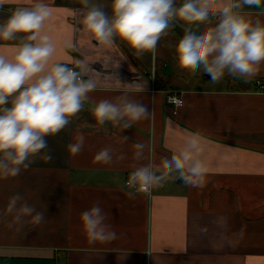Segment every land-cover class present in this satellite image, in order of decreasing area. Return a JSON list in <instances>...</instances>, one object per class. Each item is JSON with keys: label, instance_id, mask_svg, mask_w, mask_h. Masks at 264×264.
Listing matches in <instances>:
<instances>
[{"label": "crops", "instance_id": "0c3cea01", "mask_svg": "<svg viewBox=\"0 0 264 264\" xmlns=\"http://www.w3.org/2000/svg\"><path fill=\"white\" fill-rule=\"evenodd\" d=\"M44 2L53 13L45 31L57 45L54 60L73 67L83 61L84 78L93 79L96 89L65 129L46 137L51 161L37 158L19 176L0 179V213L17 192L39 210L46 205V222L38 226L16 231L0 220V264H264V91L257 84L264 79V64L248 83L226 75L213 84L207 74L199 75L203 82L194 85L161 80L123 42L111 48L96 42L73 15L78 0ZM32 3L12 0L5 9ZM252 8L253 16L258 9L264 11ZM6 18L0 14V22ZM182 35L176 27L168 38L177 42ZM68 40L73 47H65ZM15 43L0 42V53L11 56ZM172 90L184 98L178 113L167 99ZM122 93L147 104L151 117L124 131L97 125L91 102ZM77 129L85 134V144L81 153L71 156L67 145L74 142ZM190 132H199L207 141L205 186L192 188L170 178L150 196L141 193L129 199L124 185L133 167L171 156ZM136 142L146 144L144 159L134 157ZM109 145L118 150L113 162H97L95 154ZM120 152L124 160L115 159ZM97 201L118 233V239L107 244L90 243L82 229L80 213ZM241 228L243 238L229 245Z\"/></svg>", "mask_w": 264, "mask_h": 264}, {"label": "clouds", "instance_id": "9594fccd", "mask_svg": "<svg viewBox=\"0 0 264 264\" xmlns=\"http://www.w3.org/2000/svg\"><path fill=\"white\" fill-rule=\"evenodd\" d=\"M11 3L0 0V14L7 15L0 22V42H16L11 56L0 53V179L19 176L37 158L51 161L46 137L65 129L84 110L85 102H90L89 94L96 89L93 79L84 78L83 61L73 67L54 60L57 45L45 31V23L53 14L51 7L44 0H33L30 6L5 9ZM79 4L73 15L79 16L96 42L111 48L121 41L137 57L151 53L154 59L159 41L180 27L183 35L171 44L177 66L193 74L202 70L213 84L226 75L248 83L264 64V19L260 18L264 11L258 9L256 16L252 14V6L264 4V0H110L107 5L79 0ZM105 7L110 8V15ZM65 47H73L70 40ZM168 102L175 105V110L184 107V101L176 96H169ZM91 103L94 106L89 110L97 125L110 124L121 131L152 115L147 104L127 93ZM167 124L175 127L171 118H167ZM85 139L77 129L67 152L71 156L81 153ZM206 142L199 132H190L171 156H162L159 163L149 159L134 166L124 185L129 189L125 194L129 199L141 193L150 196L153 188L162 187L170 178L203 188L209 171L203 158ZM132 147L135 159H144L146 144L136 142ZM117 151L105 146L94 159L111 164ZM125 158L123 152L115 156L117 160ZM45 211L46 205L39 210L17 192L8 198L0 220H7L8 228L21 231L25 225L45 223ZM80 220L90 243L107 244L118 239L99 201L81 212ZM243 235L241 228L228 240L229 245Z\"/></svg>", "mask_w": 264, "mask_h": 264}, {"label": "rangeland", "instance_id": "374dc122", "mask_svg": "<svg viewBox=\"0 0 264 264\" xmlns=\"http://www.w3.org/2000/svg\"><path fill=\"white\" fill-rule=\"evenodd\" d=\"M101 2L105 3L106 5L108 4L106 0H101ZM108 11L110 15V10H106V12ZM171 40L172 39L168 37L162 38L157 45L155 58L153 59L151 53H145L143 56L140 57L142 62L148 65L155 73L157 71L159 78L161 77V80L163 78L165 80L169 79L172 82L174 81L177 83H181L182 85H194L199 82L202 83L203 81H199L197 78L199 75L202 78L206 77V74H204L202 70H198L195 74H193L186 69L181 70L177 66V63L174 58V49L171 47V44H175L176 42H172ZM124 48H128V46L124 44ZM185 76H188L190 78L188 82H186L184 78Z\"/></svg>", "mask_w": 264, "mask_h": 264}, {"label": "built area", "instance_id": "2783aa9c", "mask_svg": "<svg viewBox=\"0 0 264 264\" xmlns=\"http://www.w3.org/2000/svg\"><path fill=\"white\" fill-rule=\"evenodd\" d=\"M257 84H258V86H259V90H260V91H264V79H258V80H257ZM169 96H176V97H179L180 99H182V100L184 101V98H183L181 92H179V91H177V90H172V91H170V92L168 93V95H167V99H168ZM169 104L172 106V108H173V112H174V113H178L179 109L175 110V105L172 104V103H169ZM151 191H152V190H151Z\"/></svg>", "mask_w": 264, "mask_h": 264}, {"label": "water", "instance_id": "95a60500", "mask_svg": "<svg viewBox=\"0 0 264 264\" xmlns=\"http://www.w3.org/2000/svg\"><path fill=\"white\" fill-rule=\"evenodd\" d=\"M256 8H264V4L259 5V6H255Z\"/></svg>", "mask_w": 264, "mask_h": 264}]
</instances>
